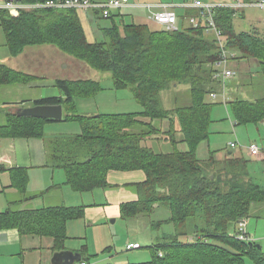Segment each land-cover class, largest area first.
Instances as JSON below:
<instances>
[{
	"label": "trees",
	"instance_id": "1",
	"mask_svg": "<svg viewBox=\"0 0 264 264\" xmlns=\"http://www.w3.org/2000/svg\"><path fill=\"white\" fill-rule=\"evenodd\" d=\"M237 15L231 8L219 7L215 10L216 25L225 46L238 54L237 60L255 63L264 80V36L256 30L236 31ZM189 17L200 19L199 11L178 14L179 29L169 32L127 22L128 15L117 12L107 18L111 27L102 30L104 40L91 43L76 10H23L17 16L0 10V26L12 56L28 46L54 45L92 69L110 74L114 90H129L143 108L135 113L86 116L77 111V100L96 97L104 90L102 83L58 80L56 87L63 95L39 99L35 104H61L63 120L9 115L7 124L0 126V138H43L48 124L80 125L79 134L53 141V148H49L50 165L64 171L63 185L75 192L109 187L111 171H143L145 181L135 185L139 199L121 205L122 218L150 215L163 206L170 211V218L155 222L153 227L173 224L175 233L165 234L163 242L150 247L149 262L126 264H245L246 257L264 264L263 245L231 234L240 220L250 216L254 204L264 203V185L248 176L249 161L243 156L231 153L222 168L211 151L207 159L198 158L199 146L211 135L214 104L209 97L220 90L215 79L220 52L204 26H185ZM29 80V76L0 63V86ZM179 87H187L188 100L182 106L176 100V106L164 108L161 93ZM228 104L236 125L264 124V97L253 101L236 98ZM155 141L169 143L171 150L154 151L149 144ZM181 144L186 145L185 151L179 150ZM10 176V187L27 192L28 169H12ZM84 213L85 206L9 210L0 213V230L17 229L21 234L52 238L54 248L60 251L58 243L68 238V223L83 218ZM181 236H187L188 241H180ZM81 254L78 264H100L91 262L98 255Z\"/></svg>",
	"mask_w": 264,
	"mask_h": 264
},
{
	"label": "crops",
	"instance_id": "2",
	"mask_svg": "<svg viewBox=\"0 0 264 264\" xmlns=\"http://www.w3.org/2000/svg\"><path fill=\"white\" fill-rule=\"evenodd\" d=\"M131 1L153 4L172 3L158 0ZM221 1L222 2H218L217 4H227L228 2H230L226 0ZM184 3L186 2H178L174 4L182 5ZM188 9L179 7L176 8L175 12L179 15H185ZM180 11L181 13H178ZM118 12L127 14L128 19H125V21H130V23L135 22L136 24H146L148 26L149 23L156 24L149 18V13L144 9L142 11L127 9ZM134 13H139L140 16L136 17ZM237 13L238 15L241 14L242 20H246V10ZM83 16L87 17L88 19L87 21H85L84 25L87 39L91 43L97 41L99 42L100 36L102 34V40H104L102 30L104 28H108L109 25H101V22L99 21L101 17L97 13L87 12V14ZM137 19H142V21H139ZM143 19L148 21H143ZM116 20H120V18ZM108 21L111 24V21ZM181 23L183 22L181 21ZM251 30H254V28H251L248 31ZM0 48V63L30 77V80L27 83L0 86V126L7 124L9 115L19 116V109L36 106L35 102L39 99L60 97L59 93L53 96H45L55 93L54 90L57 89L56 82L58 80L77 81L92 79L90 77L99 76V71L92 69L85 62L62 52L54 45L28 46L23 50L22 53L15 57L10 54V50L6 43L0 45ZM249 65L250 62L245 60H233L230 63V67L233 68L236 73L237 69L239 68H241V71L248 70ZM97 81H100L102 83L101 79ZM111 84L113 86V81ZM102 86L105 90L104 85ZM184 88L188 93L187 87ZM112 89L114 90L113 87ZM102 92L97 94L96 97L86 101L88 103L94 102L98 99ZM174 103L176 104L175 97L171 106H176ZM92 113L95 116L99 115L97 111H93ZM232 124H234L233 126H238L235 123ZM46 128L45 131H47ZM246 128L247 131L252 130V128L250 127ZM234 135H236V133ZM48 141L49 140L46 139V134L43 138H0V213H4L9 210L31 211L50 207H77L73 206V204L70 203V200L68 201L64 197L73 196V193L70 192L75 191L71 190L68 186L63 185L66 180L64 171L59 169L55 170L50 165L51 163ZM261 148L260 155L253 156L250 154L252 157H257L258 161L257 170L255 164L253 163H251V167L250 165L248 166V176L252 181L255 180L253 177H255V175L257 174H262L264 176V144H261ZM18 168L28 169L29 174L27 192L23 194L15 188L10 187V171L12 169ZM57 174H59L57 180L58 184H55L56 182H54V179L56 178ZM145 179L146 175L141 170L111 171L109 172L107 177L109 187L96 189L90 192H76L85 194V196H88L87 194H93L96 191H101L104 194V196L102 195V202H94V200L90 199V197H84L87 201L83 202L85 204L82 205L85 206V213L84 217L79 220L85 223V226H87V228L89 229L90 227L94 226L92 223H100V221L103 222L105 219L109 220L111 218H122L121 205L127 202L137 201L139 199L138 190L135 185L144 182ZM254 182L258 184L257 180ZM53 185H58V187H53ZM42 190H47L44 195H41ZM58 192H60L62 196L59 204H47L48 206L43 202H38L37 204H35V200L37 198L50 196L51 194L55 195ZM3 196L5 197V201H2ZM253 217L259 220L264 218V203L254 204L252 206L249 219ZM76 221H71V223ZM258 223L259 225H261L260 221H258ZM68 224H70V222ZM248 232L252 241H258V243L260 242L261 244V240L257 236H254L249 230ZM67 237L68 238L66 240L71 239V237L68 236V232ZM78 239L81 240L84 238ZM95 241L96 239L94 237L93 243H95ZM180 241L187 242V236H181ZM131 243H138V241H130L126 244V246ZM54 245V240L49 237H42L24 233L21 234L17 229L0 230V264H51V257L53 253L57 251L54 248ZM87 247L88 245H85V243H83L82 245H80V248L75 251L84 253L87 257H94L95 255H99L98 253L91 254L90 248L88 249ZM91 262L100 263L98 257L97 259L93 258ZM126 263L131 262L117 264Z\"/></svg>",
	"mask_w": 264,
	"mask_h": 264
},
{
	"label": "rangeland",
	"instance_id": "3",
	"mask_svg": "<svg viewBox=\"0 0 264 264\" xmlns=\"http://www.w3.org/2000/svg\"><path fill=\"white\" fill-rule=\"evenodd\" d=\"M152 1V0H144ZM158 1H167L172 3L178 2H188L189 0H158ZM205 2H222L221 0H203ZM230 1L228 3H235L238 0H226ZM242 1V0H239ZM255 1V0H254ZM227 3V4H228ZM170 10L175 11L174 8H169ZM188 9V8H187ZM162 10V9H161ZM189 10V9H188ZM187 10V11H188ZM246 10V20H242L241 14L237 15L235 18V29L238 32L248 31L251 28H254L261 36H264V9L249 7ZM142 11V9H139ZM178 13H181L178 12ZM87 12L77 11V15L81 21V24L84 29L85 21H87L86 15ZM136 17H139V13H134ZM12 15V14H10ZM17 16V15H12ZM128 19V18H127ZM109 19L100 18L99 21L101 25H106L111 27ZM142 21V19H137ZM143 21H148L143 19ZM130 22V21H128ZM189 22L186 21L185 26H188ZM151 29H158L160 26L149 23ZM85 31V30H84ZM102 40V34L99 41ZM6 43V37L2 27L0 26V45ZM1 49V48H0ZM233 69V68H232ZM98 73V72H97ZM98 77H90L91 80H102V85H104L105 90L100 94L97 100L94 102H87L86 100H77L76 106L77 111L80 114L86 116L93 115V111H97L99 114L105 113H135L140 112L143 108L137 104L133 99L129 90L116 91L112 89V79L108 73H98ZM245 75V76H244ZM55 93L53 96L59 93L60 97L63 93L57 88L54 90ZM176 91V92H174ZM172 91H164L161 93L160 100L164 108L170 109L173 108L171 104L173 103L174 97L178 100V105L182 106L187 98V91L184 87L177 88ZM223 91L220 88L218 92ZM227 93L229 101L234 99H241L247 101H253L255 99L264 97V80L260 75L258 66L251 62L248 70L241 71V68L237 69V76L233 80H230L226 83V88L224 90ZM217 92V93H218ZM211 103L214 104L212 119L213 123L210 127L211 135L207 142L202 143L197 151L198 158L207 159L209 157V151L215 155V159L219 161V167L222 168L226 166L225 158L230 156L231 153H234L235 156L243 155L249 161L248 166L251 163L255 164L256 170L258 169L257 157H252L247 147L251 143H255L261 148V144H264V124L263 125H251V126H233L235 120L233 119L230 113L229 101L227 104H224L221 100V97H218L217 100H213L209 97ZM175 104V103H174ZM158 125V122L156 123ZM246 127L252 128V130L247 131ZM239 129V130H238ZM255 129V131H254ZM47 131H45L46 139L48 141V148H53L52 142L65 139L66 137H71L80 133V125L77 123H55L48 124ZM254 131V132H253ZM236 133V135H234ZM55 139V140H54ZM236 143V148H231L230 144ZM150 147L156 152H168L171 150V145L165 142H151ZM179 150L185 151L186 145L181 144ZM262 149V148H261ZM263 164V162H262ZM217 169V168H216ZM59 172V171H58ZM59 174L56 175L54 182L57 183ZM257 183L264 185V176L262 174H257L253 177ZM42 186V185H41ZM47 191V190H45ZM42 190L41 195L43 192ZM73 193V196H64L66 200H70V203L73 206H82L87 202L86 198L94 200V202L103 201V192L96 191L93 194H85L70 192ZM102 193V194H101ZM103 195V196H102ZM1 196V195H0ZM60 192L57 194H51L50 196L39 197L35 200V204L38 202H43L45 205H57L59 204L61 198ZM83 197V198H82ZM85 199V200H84ZM84 200V201H83ZM2 201H5V197H2ZM35 206V205H34ZM48 206V205H47ZM170 211L168 208L159 206L154 209L153 213L150 215H140L134 218H120L115 219L111 218L109 220L105 219L100 223H92L94 226L89 229L86 224L78 220L76 222H70L68 224V236L71 239L59 242L58 248L61 250L74 251L80 248V245L85 243L90 248L91 254L98 253V260L100 264L103 263H145L151 260V249L152 245H155L159 242H163L162 238L165 234L173 235L175 233V227L173 224H163L161 227L154 228V223L158 221H165L170 218ZM249 219L250 216H247ZM246 218V219H247ZM260 221L261 225H259ZM235 226V225H234ZM235 229V227H234ZM248 230L254 236H257L261 240V245L264 247V218L256 219L255 217L249 219L248 221ZM234 231L231 234H234ZM95 237L96 241L93 243V238ZM84 238V239H78ZM85 240V241H84ZM130 241H138V244L141 246L140 249L128 250L126 244ZM258 242V241H256ZM93 243V245H92ZM260 243V242H259ZM60 250V251H61ZM85 255V254H84ZM94 259H97L95 257ZM245 264H257L255 261L251 260L249 257L245 258Z\"/></svg>",
	"mask_w": 264,
	"mask_h": 264
},
{
	"label": "built area",
	"instance_id": "4",
	"mask_svg": "<svg viewBox=\"0 0 264 264\" xmlns=\"http://www.w3.org/2000/svg\"><path fill=\"white\" fill-rule=\"evenodd\" d=\"M179 7L199 11L200 19L196 17H189V25L194 28L204 26L207 33L211 34L219 48L220 59L216 63L217 73L215 74V79L219 81L223 91L219 93L212 92L210 94V98L217 100L218 97H221L222 102L227 104L229 98L227 97V94L224 90L226 88V83L230 80H233L237 76L236 71L230 67V63L233 60H237L238 54L235 51L229 50L225 46L222 32L217 27L215 22V10L219 7L231 8L236 12L244 11L249 7L264 9V0H256L253 2H242L238 0L235 3L228 4H217L214 2H205L203 0H189L182 5H177L174 3L153 4L134 2L131 0H47L42 3H23L17 0H0V10H6L12 15H19L23 10L71 9L76 11L97 13L100 15V17L107 19L114 13H117L121 10L144 9L149 13V18L153 22L169 32H175L179 29L178 14L169 8L176 9ZM230 147L236 148L237 144L231 143ZM247 149L253 156H258L261 154V149L255 143H251ZM233 236L241 241H252L248 232V219H242L237 223L236 231L234 232ZM140 248L141 246L138 243H131L127 245L128 250H136ZM160 256H162V254H160Z\"/></svg>",
	"mask_w": 264,
	"mask_h": 264
},
{
	"label": "water",
	"instance_id": "5",
	"mask_svg": "<svg viewBox=\"0 0 264 264\" xmlns=\"http://www.w3.org/2000/svg\"><path fill=\"white\" fill-rule=\"evenodd\" d=\"M21 117L40 118L49 120H63L64 109L61 104L48 106H34L21 108L18 112ZM82 261V254L69 250L55 251L51 257V264H78Z\"/></svg>",
	"mask_w": 264,
	"mask_h": 264
}]
</instances>
